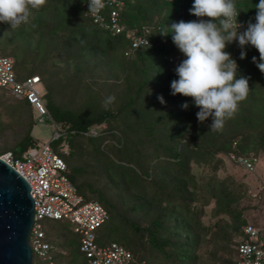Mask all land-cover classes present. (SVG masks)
<instances>
[{
    "label": "trees",
    "instance_id": "obj_1",
    "mask_svg": "<svg viewBox=\"0 0 264 264\" xmlns=\"http://www.w3.org/2000/svg\"><path fill=\"white\" fill-rule=\"evenodd\" d=\"M102 2L105 19L118 13L120 33L95 23L87 0H46L18 28L0 23V57L11 59L17 82L37 77L45 88L42 103L59 128L49 144L82 202H96L107 213L97 245H120L132 264H236L243 228H261L250 215L264 211V193L253 194L244 181L255 173L230 158L255 157L258 167L264 162V73L252 62L259 52L246 45L240 59L238 40L226 46L237 78H250V90L223 129L210 131L212 118L197 119L193 98L172 94L175 69L186 57L171 33L161 34L173 22L200 19L190 13L194 0ZM234 2L242 32L249 20L255 23L259 0ZM132 31L147 45L133 47L126 36ZM35 113L26 98L0 90V154L21 159L36 145ZM228 163L243 175L231 174ZM43 221L51 222L50 233ZM69 225L41 221L49 259H37L87 264Z\"/></svg>",
    "mask_w": 264,
    "mask_h": 264
},
{
    "label": "built area",
    "instance_id": "obj_2",
    "mask_svg": "<svg viewBox=\"0 0 264 264\" xmlns=\"http://www.w3.org/2000/svg\"><path fill=\"white\" fill-rule=\"evenodd\" d=\"M111 1L110 3H114ZM90 12L93 21L103 28L117 34L123 31L118 20V13L112 10L105 19L102 11ZM116 5H121L117 3ZM133 40V47L145 46L147 41L137 37L136 31L126 34ZM39 80L30 77L22 82L14 78L12 61L0 57V90L14 99L26 98L37 114L46 116V109L37 89ZM40 121H43L40 119ZM57 137L54 132L55 139ZM231 160L242 167L247 173H255L259 160L255 157L230 156ZM0 160L12 167L28 184L30 196L33 199V221L29 234V244L32 255L49 259V246L43 240L41 221L44 219L68 221L73 231L80 236V252L87 259V264H132V255L116 243L99 246L95 242L96 231L107 220V213L96 202L83 203L75 188L65 176V164L52 150L49 142L36 143L30 147L21 159H14L11 153L0 154ZM264 190V184L261 185ZM261 228L248 224L243 228V235L237 247L238 262L236 264H264V242L260 239L264 231V221ZM48 264H51L49 262Z\"/></svg>",
    "mask_w": 264,
    "mask_h": 264
},
{
    "label": "clouds",
    "instance_id": "obj_3",
    "mask_svg": "<svg viewBox=\"0 0 264 264\" xmlns=\"http://www.w3.org/2000/svg\"><path fill=\"white\" fill-rule=\"evenodd\" d=\"M45 3L46 0H0V23L16 29L29 20L32 10ZM87 3L90 12L103 7L102 0ZM254 8L255 23L249 20L241 32L243 25L237 20L239 13L234 0H194L190 13L200 19L173 22L167 26L169 32L161 33H171L173 43L186 57L175 69L179 78L171 83L172 94L193 98L200 109L197 119L204 122L212 118L210 131L223 129L250 90V78H237V61L225 51L226 46L238 40L240 59L246 57L245 46H253L259 52V61L254 56L252 62L264 73V0H259ZM158 100L165 102L162 96ZM182 107L186 109L188 104Z\"/></svg>",
    "mask_w": 264,
    "mask_h": 264
},
{
    "label": "water",
    "instance_id": "obj_4",
    "mask_svg": "<svg viewBox=\"0 0 264 264\" xmlns=\"http://www.w3.org/2000/svg\"><path fill=\"white\" fill-rule=\"evenodd\" d=\"M27 182L0 160V264H32L33 199Z\"/></svg>",
    "mask_w": 264,
    "mask_h": 264
},
{
    "label": "rangeland",
    "instance_id": "obj_5",
    "mask_svg": "<svg viewBox=\"0 0 264 264\" xmlns=\"http://www.w3.org/2000/svg\"><path fill=\"white\" fill-rule=\"evenodd\" d=\"M37 89L39 92V96L41 98V101L44 102V94H45V88L39 84L37 85ZM35 122L31 131V136L33 138V140L38 143V144H44V143H48V142H52L53 137H54V132L57 133V130L59 131V128L55 126V121L52 117L46 115V116H40L37 113H35ZM40 119H42L43 121H40ZM57 141L53 142L52 145H56ZM229 165V171L231 174H235L236 176L240 177L243 175V172L238 169V168H234L231 166L230 163H228ZM260 180L264 181V162H262L259 167L256 168L255 174L254 175H250V176H246L244 178V181L247 182L250 187H251V191L254 192L253 194H256L255 190H259L261 192L264 193V190L261 189V186L259 185ZM257 198H254V202L252 204H255ZM263 202H264V196L262 198ZM264 204V203H263ZM264 211L257 209L256 211H253L250 215V218H254L256 217L257 220L262 223L264 221ZM51 222L50 221H43L42 225H44V227H46V231L50 233L49 226H50ZM68 228L73 231V227L72 225H69ZM55 235V234H54ZM102 246V245H99ZM36 255H33V264H44L43 262H41V260L36 258Z\"/></svg>",
    "mask_w": 264,
    "mask_h": 264
}]
</instances>
